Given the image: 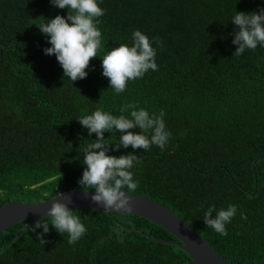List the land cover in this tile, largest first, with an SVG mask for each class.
<instances>
[{"label": "trees", "instance_id": "obj_1", "mask_svg": "<svg viewBox=\"0 0 264 264\" xmlns=\"http://www.w3.org/2000/svg\"><path fill=\"white\" fill-rule=\"evenodd\" d=\"M99 6L100 55L131 45L133 30L162 42L157 70L119 95L102 75L101 57L91 58L87 76L72 84L55 55L43 51L50 45L38 26L67 9L50 0H0V207L16 196L39 202L57 191L86 190L78 184L83 149L96 134L89 136L76 118L97 109L119 115L122 105L134 103L150 114L163 110L172 135L164 149L144 151L121 147L115 129L104 133L108 154L136 156L131 171L138 187L130 193L167 206L229 263L264 264V47L233 54L237 26L230 22L235 11L264 3L102 0ZM230 204L237 215L221 236L204 224V212ZM73 211L87 228L77 243L51 224L46 233L26 228L17 237L22 221L0 233V264H194L183 249L160 242L177 239L145 218Z\"/></svg>", "mask_w": 264, "mask_h": 264}, {"label": "clouds", "instance_id": "obj_2", "mask_svg": "<svg viewBox=\"0 0 264 264\" xmlns=\"http://www.w3.org/2000/svg\"><path fill=\"white\" fill-rule=\"evenodd\" d=\"M50 3L56 8L67 9V15L57 14L52 18H45L46 22L38 26L50 45L43 51L47 55H55L63 76L72 84L87 76L85 69L94 57H101L102 75L108 78L109 87L117 95L125 91L130 81L142 78L149 70H157V46L162 47V42L158 38L149 39L140 30H133L131 33V45L119 44L105 54H99L103 52L102 32L98 27V18L105 14V10L99 6L102 0H50ZM230 22L237 26L232 39V43L237 46L233 54L240 56L246 50L264 47V7L257 11H235ZM119 112V115H113L109 111L97 109L91 114L76 118L88 130L89 136L96 134L94 142L83 149L82 164L85 167L78 184L82 189H94L91 200L101 204L103 209L114 212L130 208L129 197L124 189L133 192L138 187V181L134 180L131 171L137 159L133 154H108L105 145L109 142L104 133H111L115 129L121 133L118 138L121 147L127 148L130 145L134 150L139 148L144 151L150 150L153 145L164 149L172 135L166 128L163 110L159 114H150L147 109L128 103L122 105ZM61 195L57 191L46 216L27 228L34 231L35 228L42 227L46 233L51 224L59 234L66 233L68 243L72 245L86 234L87 228L68 203L55 199ZM236 215V205L230 204L219 210L213 205L204 212L203 222L214 232L226 236V225ZM240 216L242 219L246 218L243 212ZM40 241L44 243L42 238Z\"/></svg>", "mask_w": 264, "mask_h": 264}, {"label": "water", "instance_id": "obj_3", "mask_svg": "<svg viewBox=\"0 0 264 264\" xmlns=\"http://www.w3.org/2000/svg\"><path fill=\"white\" fill-rule=\"evenodd\" d=\"M93 192L94 189L70 190L62 192V195L55 199L68 203L69 207L73 209L84 208L86 210L110 212L111 210L103 209L101 204L91 200L90 197ZM126 193L129 197L130 208L115 212L118 216L120 214L139 216L161 226L177 240H161L160 242L172 244L183 249L194 264H231L220 257L196 229L167 206L138 194ZM52 199L53 197L39 202H19L14 200L6 202L0 207V233L19 222L27 221L25 227L17 234L18 237L34 221L46 216ZM123 220L127 221L128 219ZM133 228L135 229L134 225ZM121 231L123 230L121 229ZM109 236H106V238Z\"/></svg>", "mask_w": 264, "mask_h": 264}, {"label": "rangeland", "instance_id": "obj_4", "mask_svg": "<svg viewBox=\"0 0 264 264\" xmlns=\"http://www.w3.org/2000/svg\"><path fill=\"white\" fill-rule=\"evenodd\" d=\"M20 199H22V198L19 197V196H16V197H15V201L24 202V201H21Z\"/></svg>", "mask_w": 264, "mask_h": 264}]
</instances>
